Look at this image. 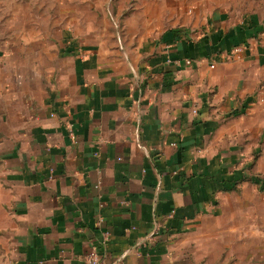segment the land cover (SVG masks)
<instances>
[{
    "label": "crops",
    "instance_id": "1",
    "mask_svg": "<svg viewBox=\"0 0 264 264\" xmlns=\"http://www.w3.org/2000/svg\"><path fill=\"white\" fill-rule=\"evenodd\" d=\"M210 3L31 103L0 81V264H264V0Z\"/></svg>",
    "mask_w": 264,
    "mask_h": 264
},
{
    "label": "rangeland",
    "instance_id": "2",
    "mask_svg": "<svg viewBox=\"0 0 264 264\" xmlns=\"http://www.w3.org/2000/svg\"><path fill=\"white\" fill-rule=\"evenodd\" d=\"M197 1L0 0V81L10 77L23 101L31 103L61 82L70 84L71 48L104 50L129 61L133 50L180 25L182 13H191ZM214 1L209 12L231 6ZM236 7L246 14L247 6Z\"/></svg>",
    "mask_w": 264,
    "mask_h": 264
},
{
    "label": "built area",
    "instance_id": "3",
    "mask_svg": "<svg viewBox=\"0 0 264 264\" xmlns=\"http://www.w3.org/2000/svg\"><path fill=\"white\" fill-rule=\"evenodd\" d=\"M240 51H241V48L238 47L233 51L232 55L235 53L237 54ZM188 63H191V61L189 60ZM193 111L196 113L197 109H194ZM103 239H104V242L109 241L110 234L108 232H104L103 233ZM85 264H113V263H109L108 256L106 253H102V252L98 251L97 249H91L85 255Z\"/></svg>",
    "mask_w": 264,
    "mask_h": 264
}]
</instances>
